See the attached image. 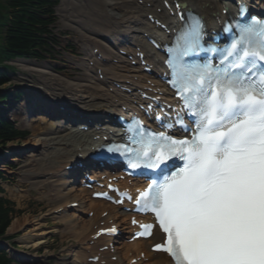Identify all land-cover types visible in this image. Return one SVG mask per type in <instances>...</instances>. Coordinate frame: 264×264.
I'll return each instance as SVG.
<instances>
[{
	"label": "snow or ice",
	"instance_id": "1",
	"mask_svg": "<svg viewBox=\"0 0 264 264\" xmlns=\"http://www.w3.org/2000/svg\"><path fill=\"white\" fill-rule=\"evenodd\" d=\"M181 19L163 51L166 82L187 121L178 114L161 127L179 128L187 138L152 132L133 120L135 128L126 129L132 146L108 151L119 152L138 174L156 170L136 199L137 210L154 213L166 234L155 250L175 264H264V20L247 17L241 3L238 18L223 28L229 42L218 48L205 46L200 17ZM201 52L211 55L190 62ZM173 157L183 166L166 163ZM141 227L140 235H152L151 224Z\"/></svg>",
	"mask_w": 264,
	"mask_h": 264
},
{
	"label": "bare ground",
	"instance_id": "2",
	"mask_svg": "<svg viewBox=\"0 0 264 264\" xmlns=\"http://www.w3.org/2000/svg\"><path fill=\"white\" fill-rule=\"evenodd\" d=\"M142 1V4L139 3ZM163 0H62L59 7V16L64 27L76 34L81 44L79 48L71 47V52L78 57L68 66H61L50 62H33L20 60L18 66L26 72L28 79L23 81L27 88L40 91L41 97L49 101L54 107L56 104L64 105L65 113L74 114V118L85 121L105 114H118L123 107H127L136 98L120 92L116 85H121L133 92L136 89L147 87L146 76L142 67H133L119 53L117 45L133 55L136 60V48L140 47L146 55V61L153 65V70L158 73L157 57L149 50L144 35H154L164 38L155 32L146 23V15L153 14L171 24L173 19H166L163 13H158ZM187 7L203 17L209 28L216 24L217 16L224 17V9L231 12L229 1L219 0H181ZM256 3L264 0H255ZM163 11V10H162ZM131 35L133 40L121 44V38ZM133 47H130L132 46ZM98 49L102 59L98 60L92 51ZM116 61V63L114 62ZM94 62V67L89 65ZM79 70L81 74H78ZM98 71L103 75V80L98 79ZM154 83L157 84L156 81ZM169 100V99H168ZM36 125L32 130V137L25 146L30 147L29 154L22 161L21 175H25L31 188L42 191V199L51 204L48 216L56 223L50 230L41 229L38 224L33 237L36 243H43L50 234L60 233L61 241L71 243L68 251L71 253L70 263L62 264H93L88 258L100 254V261L106 264H126L125 260L139 258L143 252L146 264L170 263L161 254H152L148 248L160 240L156 233L148 241L127 243L124 227L129 215L119 207L107 206L102 202L89 199L87 190L79 184L74 185L68 175L78 173L76 169L67 171V166H72L79 155L88 156L92 152L93 138L96 136L111 137L108 134L110 127H103L101 131L80 132V123L72 125L65 122L64 118L57 121L39 115L33 120ZM26 127V125H25ZM88 173V172H85ZM91 176L95 175L89 172ZM83 177L80 179L82 181ZM47 192L48 194H44ZM20 199V196H17ZM77 202V208L70 204ZM107 216L103 217V212ZM45 212V213H46ZM92 212L91 218L84 215ZM43 219V218H42ZM41 219V220H42ZM113 220L121 230L119 239L100 238L90 245V236L95 233L94 227L102 222L108 226V221ZM38 220V219H37ZM36 220V221H37ZM13 223L9 231L14 229ZM62 228L60 230L59 228ZM42 230V231H40ZM65 235V240H62ZM114 243V253L110 250L98 252V249ZM132 254L131 256H129ZM115 256L118 261L113 263L110 259ZM140 260L137 264H141ZM98 264V263H96Z\"/></svg>",
	"mask_w": 264,
	"mask_h": 264
},
{
	"label": "trees",
	"instance_id": "3",
	"mask_svg": "<svg viewBox=\"0 0 264 264\" xmlns=\"http://www.w3.org/2000/svg\"><path fill=\"white\" fill-rule=\"evenodd\" d=\"M45 0H8L7 5L0 4V27L4 29V39L0 46V60L9 58L14 53L26 50L37 34L35 14L43 10ZM7 136V131L0 128V140ZM8 211L0 200V235L8 225ZM0 264L5 261L0 257Z\"/></svg>",
	"mask_w": 264,
	"mask_h": 264
},
{
	"label": "rangeland",
	"instance_id": "4",
	"mask_svg": "<svg viewBox=\"0 0 264 264\" xmlns=\"http://www.w3.org/2000/svg\"><path fill=\"white\" fill-rule=\"evenodd\" d=\"M57 26H58V27H57V30H56V31H57V32H61V25H60V24H57ZM60 41L62 42V41H64V39H61ZM60 44H61V46H60L59 48L62 47V43H60ZM57 52H61L60 49L57 50V51H54L53 55H56ZM22 159H23V158H22ZM19 168H20V166L18 165V167H17L16 170H15V173H19V172H20ZM12 179H13L14 182H16V183H18V181H19L18 176H14ZM27 190H28V191H33V190H31L29 187H27ZM24 206H25V208H26L24 211H29V213L32 214L33 212H35V211L38 209L39 204H38L37 202H35V201H27V202L24 203ZM21 213H22V212H21ZM19 218H21V215H20ZM45 224H46V226L49 227V228H52V227L54 226V223H53L51 220H49V221H48L47 223H45ZM63 245H65V243H61V242H60V237H59V235L54 236V237H52L51 239H49L48 242H47V244L42 248V250H41V251H42V254H44V253H46V252H48V251H55V252L60 251V249H61V247H62ZM44 249H45V250H44ZM43 250H44L45 252H43ZM45 262H49V261L45 260ZM53 264H54V263H53Z\"/></svg>",
	"mask_w": 264,
	"mask_h": 264
}]
</instances>
